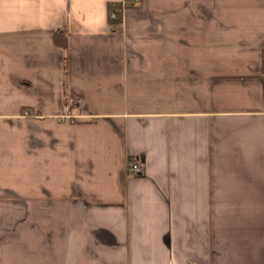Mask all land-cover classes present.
Listing matches in <instances>:
<instances>
[{
  "label": "crops",
  "instance_id": "0c3cea01",
  "mask_svg": "<svg viewBox=\"0 0 264 264\" xmlns=\"http://www.w3.org/2000/svg\"><path fill=\"white\" fill-rule=\"evenodd\" d=\"M124 2L0 0V264H264V0Z\"/></svg>",
  "mask_w": 264,
  "mask_h": 264
},
{
  "label": "built area",
  "instance_id": "2783aa9c",
  "mask_svg": "<svg viewBox=\"0 0 264 264\" xmlns=\"http://www.w3.org/2000/svg\"><path fill=\"white\" fill-rule=\"evenodd\" d=\"M136 3V0H135ZM125 11V9H123V12ZM110 18L112 20H116L118 18L117 13L115 12H110ZM26 116H30L31 112L27 111L25 113ZM64 121H66L67 123L70 124H75L76 122L79 121V116L75 115L72 113L71 110V105L69 102L65 103L62 111H61V116H60ZM128 173L132 176H140L144 173L143 167L141 165V163L138 161L137 158H131L130 159V164L128 166Z\"/></svg>",
  "mask_w": 264,
  "mask_h": 264
},
{
  "label": "trees",
  "instance_id": "16d2710c",
  "mask_svg": "<svg viewBox=\"0 0 264 264\" xmlns=\"http://www.w3.org/2000/svg\"><path fill=\"white\" fill-rule=\"evenodd\" d=\"M134 6V0H125L124 3H117V4H110L109 5V12H115L118 15L116 20H112L110 18V24L112 26L118 25L122 23V16H123V9L131 8ZM55 42L57 45L61 46L62 48L66 49L68 47L67 38L64 36H56Z\"/></svg>",
  "mask_w": 264,
  "mask_h": 264
}]
</instances>
